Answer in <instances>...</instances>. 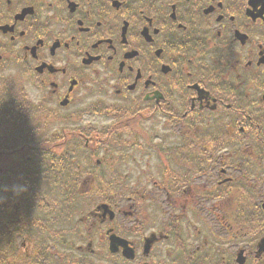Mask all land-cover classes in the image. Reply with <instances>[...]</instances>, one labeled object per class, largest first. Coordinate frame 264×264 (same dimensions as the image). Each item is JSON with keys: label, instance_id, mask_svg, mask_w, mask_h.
Instances as JSON below:
<instances>
[{"label": "flooded vegetation", "instance_id": "af4514ba", "mask_svg": "<svg viewBox=\"0 0 264 264\" xmlns=\"http://www.w3.org/2000/svg\"><path fill=\"white\" fill-rule=\"evenodd\" d=\"M0 264H264V0H0Z\"/></svg>", "mask_w": 264, "mask_h": 264}, {"label": "trees", "instance_id": "16d2710c", "mask_svg": "<svg viewBox=\"0 0 264 264\" xmlns=\"http://www.w3.org/2000/svg\"><path fill=\"white\" fill-rule=\"evenodd\" d=\"M18 102V101H17ZM16 107H19V108H21V109H24V106H20L18 103H17V106Z\"/></svg>", "mask_w": 264, "mask_h": 264}]
</instances>
